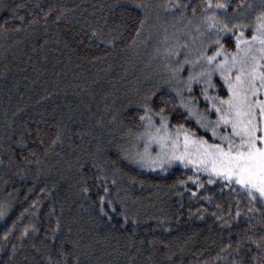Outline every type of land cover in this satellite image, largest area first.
<instances>
[{"label":"trees","instance_id":"1","mask_svg":"<svg viewBox=\"0 0 264 264\" xmlns=\"http://www.w3.org/2000/svg\"><path fill=\"white\" fill-rule=\"evenodd\" d=\"M247 1L213 3L232 13ZM176 5L208 10L206 0H0V198L11 207L0 264H264L260 200L125 154L145 104L201 133L176 91L148 78L157 18Z\"/></svg>","mask_w":264,"mask_h":264},{"label":"snow or ice","instance_id":"2","mask_svg":"<svg viewBox=\"0 0 264 264\" xmlns=\"http://www.w3.org/2000/svg\"><path fill=\"white\" fill-rule=\"evenodd\" d=\"M206 7L209 14L204 18L205 30H211L216 37L212 41L215 51L208 55L206 50L197 49L191 61L186 57L176 67L170 66L169 71L177 84L179 103L201 128L210 131L213 140L199 136L185 125H172L164 108L156 112L145 104L139 117L140 129L128 132L132 140L130 150L125 154L141 166L165 170L167 165L181 161L185 166L192 165L197 172L222 178L229 186L236 184L252 200H264V13L256 17L253 34L249 37L244 33L248 25L234 24L229 28L217 16L218 10L227 9L226 3L206 0ZM225 32L233 33L235 51L228 50L220 40ZM179 47L165 51L179 55ZM184 64H190L192 68L187 78L180 76ZM216 74L226 96L219 95L221 85L213 79ZM197 82L202 85L201 92L208 102V108L204 110L198 108L196 98L189 95L185 99L183 95L184 90L191 92ZM153 145L156 151H153ZM188 179L199 183L197 176ZM100 199L103 205L105 197ZM5 213L6 209L0 205V216Z\"/></svg>","mask_w":264,"mask_h":264},{"label":"rangeland","instance_id":"3","mask_svg":"<svg viewBox=\"0 0 264 264\" xmlns=\"http://www.w3.org/2000/svg\"><path fill=\"white\" fill-rule=\"evenodd\" d=\"M175 1V0H173ZM161 13L157 18V28H155V36L158 39L159 43L156 47L157 53L154 56L155 61L153 64H149L151 67V71L148 75L149 80L151 82H157L161 85H167L169 88L176 91L177 84L174 82L173 78H171V73L169 71L170 66L176 67L178 63H181L187 59L191 61L196 54L197 49L206 50L208 55H211L215 51V47L212 46V41H215L216 37L211 34V30H205V17L209 14L207 10L205 14L198 16L192 15L189 12H186L181 6H175L169 8L166 6V9H161ZM166 12H165V11ZM172 10V11H171ZM264 13V0H248L240 10L236 12H230L228 9H221L217 11V16L222 20L224 23H227L229 28H232L234 24H244L248 25L246 29H244L245 36H251L252 33V25L255 23L256 17ZM233 31H237L234 29ZM229 36H232L233 48L229 47L227 43L224 41ZM211 37V40L209 39ZM220 40L224 43L225 47L230 51H235V37L232 32H225L220 36ZM180 45L181 47L178 48L179 55L166 53L165 49ZM203 45V48H201ZM192 71L190 64H184L183 69L180 73L181 77L187 78L189 72ZM216 84L221 85L219 90V95H222V86L221 79L218 74L214 75L213 77ZM153 80V81H152ZM182 87V85H180ZM201 87L198 82L194 83L192 86L191 92L188 90L183 91V95L185 99L191 95L192 97L196 98V104L200 110H204L208 108V102L205 100L202 92ZM227 93V92H226ZM227 95V94H226ZM225 95V96H226ZM108 99V98H107ZM180 106L188 112L181 104ZM189 114V113H188ZM212 118H215V115L212 114ZM189 120L196 123L197 127L201 131V133H197L199 136H206L210 141L213 140L210 131L201 128L196 120L189 115ZM159 123V120L156 121ZM172 124V123H171ZM173 125V124H172ZM191 129V128H189ZM199 131V132H200ZM132 139H130L127 150L129 151V144ZM218 142V141H216ZM140 147L142 148L143 145L141 144ZM153 151H156V146L153 145ZM132 160V159H131ZM134 163L141 166L139 163L132 160ZM175 165L185 166V164L181 161H177L171 165H167L166 169L171 168ZM144 167V166H141ZM185 167L192 168L196 174L198 175L199 181L202 184L203 179L207 178V181L214 182L216 180H222L220 177H210L206 172H197L192 165H187ZM147 169H160L165 170L162 168L157 167H144ZM264 204V200L257 198ZM7 201V197L0 198V205H2L6 209V213L4 216H0V223L6 219L10 212V204Z\"/></svg>","mask_w":264,"mask_h":264}]
</instances>
